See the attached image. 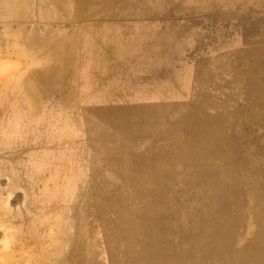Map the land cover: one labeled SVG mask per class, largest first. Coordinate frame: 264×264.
Segmentation results:
<instances>
[{
    "label": "rangeland",
    "instance_id": "1",
    "mask_svg": "<svg viewBox=\"0 0 264 264\" xmlns=\"http://www.w3.org/2000/svg\"><path fill=\"white\" fill-rule=\"evenodd\" d=\"M70 1L0 0V264H71L88 251L79 264H134L133 253L143 264H221L217 251H253L264 217V0ZM110 119L150 126L139 137ZM153 142L170 159L193 155L203 178L172 160L129 179L159 223L127 252L103 242L94 203L118 197L111 187L128 181L119 161L154 156L144 153ZM234 201L243 216L231 240L221 215Z\"/></svg>",
    "mask_w": 264,
    "mask_h": 264
},
{
    "label": "bare ground",
    "instance_id": "2",
    "mask_svg": "<svg viewBox=\"0 0 264 264\" xmlns=\"http://www.w3.org/2000/svg\"><path fill=\"white\" fill-rule=\"evenodd\" d=\"M70 1V0H69ZM94 1V0H93ZM98 1V0H97ZM71 2V1H70ZM91 2V1H90ZM23 3V2H22ZM89 3V2H88ZM93 3V2H92ZM98 3V2H97ZM91 4V3H90ZM89 4V6H90ZM106 4H108V1L106 2ZM17 5V4H16ZM64 5V4H63ZM71 5V4H70ZM14 6V5H13ZM19 6L21 7V5L19 4ZM18 6V8H19ZM77 6V5H76ZM74 6V8L76 7ZM85 6V5H84ZM93 6V5H92ZM60 7V6H59ZM95 7V6H94ZM100 7V6H99ZM5 8V7H4ZM56 8V7H55ZM65 8V7H64ZM87 8V7H86ZM107 8V7H106ZM105 8V9H106ZM7 9V8H6ZM8 9L10 10V8L8 7ZM70 9V8H69ZM77 9V8H76ZM101 9V8H100ZM5 10V9H4ZM3 10V11H4ZM23 10V9H22ZM2 11V10H1ZM2 11V12H3ZM71 11V10H70ZM91 11V10H89ZM104 11V10H103ZM22 12V11H21ZM27 12V11H26ZM69 12V11H68ZM63 13V12H62ZM86 13V12H85ZM101 13V11H100ZM5 14V13H4ZM56 15V12L53 14ZM105 15V14H103ZM109 15V14H108ZM23 16L24 14H20V17ZM29 16V14H28ZM58 15H56L57 17ZM62 15H60L61 17ZM93 16V15H92ZM55 17V18H56ZM22 18V17H21ZM53 19V18H52ZM51 19V20H52ZM60 19V18H59ZM62 19V18H61ZM50 20V19H48ZM8 21V20H7ZM22 21V20H21ZM28 21V20H27ZM10 22V21H9ZM17 23V22H16ZM52 23V22H51ZM68 24V23H67ZM23 25V24H22ZM52 25V24H51ZM57 25V24H56ZM61 25V24H60ZM69 25V24H68ZM5 26V25H4ZM16 26V25H15ZM25 26V25H24ZM46 26V25H44ZM58 26V25H57ZM53 27V26H51ZM68 27V26H67ZM19 28V27H18ZM65 28V27H64ZM68 29V28H67ZM70 30V29H69ZM68 30V31H69ZM26 31V30H25ZM18 32V31H17ZM19 33V32H18ZM10 34V33H9ZM22 34V33H21ZM20 34V35H21ZM25 34V32H24ZM24 37V36H23ZM65 37V36H64ZM70 39V38H69ZM35 41V40H34ZM29 45V44H28ZM50 45V44H48ZM33 46V45H32ZM31 46V47H32ZM43 46V44H42ZM38 52V51H37ZM42 53V52H41ZM42 55V54H41ZM75 72V71H74ZM80 72V71H79ZM78 75V74H77ZM36 77V76H34ZM27 79V78H26ZM32 79V78H31ZM35 82V80H34ZM24 83V82H23ZM31 83V82H30ZM25 84V83H24ZM31 85V84H30ZM24 86V85H23ZM26 86V85H25ZM24 89V88H23ZM29 89V88H28ZM34 90V89H33ZM28 91V90H27ZM111 92V91H110ZM33 94V92H31ZM39 94V92H38ZM31 95V94H30ZM29 95V96H30ZM40 95V94H39ZM64 95V94H63ZM80 96V95H79ZM111 96V95H110ZM32 97V96H31ZM34 97V96H33ZM29 99V98H28ZM70 99V98H69ZM68 99V100H69ZM72 99V98H71ZM70 99V101H71ZM72 104V103H71ZM78 105V104H77ZM101 106V105H100ZM91 107V106H90ZM99 107V106H98ZM118 108V107H117ZM78 109V108H77ZM94 109V108H93ZM92 110V109H91ZM101 110V109H100ZM99 110V111H100ZM106 110V108H105ZM115 110V108H114ZM121 115L130 113L129 109H122V108H118L117 109ZM88 111V110H87ZM93 111V110H92ZM105 112V111H104ZM108 113H113V109L110 107L109 109H107ZM106 113V112H105ZM107 113V114H108ZM92 114V113H91ZM114 114V113H113ZM97 115V114H95ZM99 115V114H98ZM97 115V116H98ZM110 115V114H109ZM108 116V115H107ZM111 116V115H110ZM100 117V116H99ZM114 117V116H113ZM123 117V116H122ZM116 119V118H115ZM103 120V119H102ZM110 121L113 123V127L116 129L118 128L120 125H118L117 123H122V126L125 128H132V130H135V132L137 133L136 136H141L140 133H145V126H150V122L146 123L145 126H141L140 122L136 123H129L128 121H126V124L123 123V120H111ZM110 122V123H111ZM100 123V122H99ZM106 123V122H105ZM199 123H201V120H199ZM102 125V124H101ZM201 133L200 136L203 137V135L207 136L210 135L212 132V129H207L204 125H201ZM108 128V127H107ZM106 132V130H105ZM131 132V131H130ZM116 133V131H115ZM106 134V133H105ZM119 134V133H118ZM108 135V134H106ZM111 135V134H110ZM149 136L147 134H143V136ZM114 136V135H113ZM115 137V136H114ZM142 137V136H141ZM194 137H198L196 133H190L189 134V138L193 139ZM136 138V137H135ZM111 140H114L113 138ZM141 142V141H140ZM142 143V142H141ZM120 144V143H119ZM118 145V144H117ZM147 147L144 151V153H149L152 152L153 149H155L156 151H154V156L149 157L148 155L144 156V157H134L132 158V160L130 161H119L120 163L118 164V169L120 170V172H122V177L125 179H128V181H122L123 183L119 184V185H113L111 188L113 189L114 192H117L118 197L117 196H112V195H107L106 197H113V199L111 201L105 202L100 200L97 204L94 203L95 206H97L96 210V219H98L99 221H101V226H102V234L104 235V241L106 242H111L116 240L117 242H121L123 245V248L125 251H130V243L129 241H133L135 238V233L138 231V233H143V228L144 226H146L147 224H158V216L156 215V212H154L153 207H148L146 204V202L144 201H140V198L144 197L146 195V192L142 189V184L137 183L136 181H129V179H136L138 177L141 176V174L144 173V170L146 169V164H150L151 163V168H155L157 169V166L160 164V162L163 161H172L175 160L177 162H187L188 165L190 166V170H192L193 172H195V174L197 173V176L201 179L203 177L202 174L200 175L199 170L203 169V164L202 165H194L191 163V159L194 158L193 155H188L189 157L187 158L185 153L187 151H182L184 154H180L179 157H175L173 159H170L171 156L167 155L166 153L164 154V156H161L158 152L159 150H157V145L155 144V142H153L151 148L150 145L146 144ZM149 146V147H148ZM124 152H128L131 149V145L130 143L127 142V145H124ZM156 147V148H155ZM148 148V149H147ZM115 150V149H114ZM121 150V149H120ZM113 151V149H112ZM158 151V152H157ZM123 152V151H122ZM157 154V155H156ZM200 154L201 158H203V151L201 149V146H199V150H198V155ZM115 155V154H114ZM136 155V154H135ZM113 158V157H112ZM119 158V157H118ZM207 158L203 159L206 161ZM112 160V159H111ZM117 160V158H116ZM156 161L157 164L153 165V162ZM118 162V160H117ZM111 165V163H109ZM162 165V163H161ZM134 166V167H132ZM195 166V167H194ZM112 167V166H111ZM159 167V166H158ZM145 168V169H143ZM118 170V171H119ZM114 171V170H113ZM160 171V170H159ZM157 172V171H156ZM164 172V171H163ZM145 174V173H144ZM164 174V173H163ZM166 174V172H165ZM152 175V174H151ZM159 175V174H158ZM162 175V174H161ZM166 176H168L166 174ZM167 178V177H166ZM124 179V180H125ZM231 182H228L229 184L233 183V180H230ZM154 187V186H153ZM111 188L108 189L109 191L108 193H112ZM156 188V187H155ZM154 188V189H155ZM158 189V188H157ZM260 192H254L251 193V195L253 196V199L256 200L258 198ZM249 195V193H246ZM244 195V194H243ZM160 202V201H159ZM236 202V204H234ZM158 203V202H157ZM153 204V203H152ZM223 213L225 212L226 214L221 215L222 216V222H223V227H228L227 229H231L233 233H231L230 237L231 240H233V234H235V231H239L236 229L237 226H242V221L240 217L243 216V214L240 212L241 211V207L239 205V201H234L233 204L231 206H228L226 204L223 205ZM240 209V210H239ZM104 210H107V212H104ZM187 211V210H186ZM111 212V215H108L107 213ZM260 212H264V207L262 209H260ZM127 213V217H124V214ZM158 213V212H157ZM75 215V214H74ZM108 215V216H107ZM107 216V217H106ZM106 217V218H105ZM109 217H111V220L109 219ZM239 220V222H238ZM259 223H261L260 228L254 233L253 238L256 239L255 243H254V239L252 242V246L256 247L253 251H240L237 252L235 254L230 253L225 251V249H223L222 251H217L215 255L216 259L221 263V264H264V217L259 221ZM201 225V224H200ZM155 226V225H154ZM216 226V225H215ZM201 227V226H200ZM212 227V226H211ZM214 227V225H213ZM98 229V228H97ZM118 229V230H117ZM80 230V229H79ZM221 230V229H220ZM225 230V229H224ZM82 231V230H81ZM219 231V230H218ZM227 231V230H226ZM71 232V231H69ZM79 232V231H78ZM145 232V230H144ZM188 232V231H187ZM72 233V232H71ZM80 233V232H79ZM86 234V233H85ZM145 234V233H144ZM96 235V233H95ZM93 233V236H95ZM161 235V234H159ZM66 236V235H65ZM96 237V236H95ZM146 237V236H145ZM165 237V236H164ZM215 237V236H214ZM220 237V236H219ZM88 238V237H87ZM99 238V236H98ZM86 239V238H85ZM93 239V238H92ZM91 239V240H92ZM143 239V237H142ZM159 239V238H157ZM207 239H213V236H208L206 237ZM238 239V238H236ZM162 240V239H161ZM218 240V239H217ZM221 240V239H220ZM226 240V239H225ZM87 241V240H86ZM102 241V240H101ZM143 241V240H142ZM156 241V240H155ZM158 241V240H157ZM95 242V241H94ZM99 242V241H98ZM96 243V242H95ZM95 243L93 242H86V243H82L83 249H87V251L89 249H92L93 247H91L90 245H94ZM100 243V242H99ZM157 243V242H156ZM234 243V242H233ZM67 244V243H66ZM102 244V243H101ZM235 244V243H234ZM233 244V245H234ZM251 244V243H250ZM146 245V244H145ZM153 245V244H152ZM230 244L228 243L227 247ZM91 247V248H89ZM100 248L97 246V249ZM147 248V247H146ZM220 248V245H219ZM230 248V247H229ZM233 248V247H232ZM241 248V247H239ZM82 249V250H83ZM246 250V249H245ZM150 251V250H149ZM89 252V254H87ZM86 254L84 252H82V259L79 258H71L70 262L71 264H79L81 261L87 260V259H91L94 258L95 255L93 253V251H88ZM140 252V251H139ZM235 252V251H234ZM103 253V252H102ZM186 253V252H185ZM190 253V252H189ZM99 254V253H98ZM101 254V253H100ZM99 254V255H100ZM132 254V252H131ZM188 254V253H187ZM90 256V257H89ZM101 256V255H100ZM129 256V255H128ZM89 257V258H88ZM140 256H138V253H133V258H135L133 260L134 264H143V261L139 258ZM142 257V255H141ZM215 259V260H216ZM99 260V259H98ZM156 260V259H155ZM153 260V261H155ZM95 261V260H94ZM118 262V261H117ZM27 263V262H26ZM96 263V262H95ZM98 264V263H97ZM158 264H161L160 262H158Z\"/></svg>",
    "mask_w": 264,
    "mask_h": 264
}]
</instances>
